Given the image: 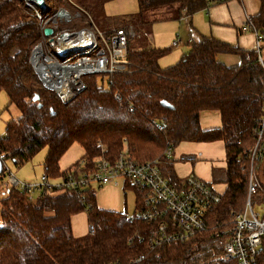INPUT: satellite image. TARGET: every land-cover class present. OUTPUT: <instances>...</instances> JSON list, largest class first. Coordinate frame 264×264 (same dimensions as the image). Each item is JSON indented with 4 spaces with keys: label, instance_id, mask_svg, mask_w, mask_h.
<instances>
[{
    "label": "trees",
    "instance_id": "16d2710c",
    "mask_svg": "<svg viewBox=\"0 0 264 264\" xmlns=\"http://www.w3.org/2000/svg\"><path fill=\"white\" fill-rule=\"evenodd\" d=\"M68 1L81 11L80 17L88 13L83 0ZM137 1L140 11L175 3L186 10V15L214 3ZM46 3L48 9L42 18L62 6L50 0ZM259 3V11L251 20L264 39V0ZM40 23L41 18L26 0H0V91L7 93L9 104L19 112L6 122L0 137V148L8 160L22 163L47 147L43 171L47 167L48 176L63 178L70 172L93 169L100 157L116 158L126 146L136 162L162 159L163 176L178 184L181 179L173 160L163 156L166 143L174 148L186 141L222 140L225 189L207 214L202 231L188 241L151 249L147 241L150 225L137 216L142 206L139 190L126 181L123 189L133 190L136 196L132 216L98 208L92 186L84 195L93 203L87 210L81 196L69 189L52 188L30 199L25 191L3 181L2 169L0 264H237L235 259L215 257L223 251L222 230L231 226L232 213L244 207L250 168L259 179L264 157L251 158L249 152L258 143L256 130L264 115V58L259 50H245L204 36L175 64L161 67L158 59L163 49L134 50L128 42L125 70L112 75L85 74L81 77L85 88L62 101L41 85L29 61L33 46L41 39ZM61 30L58 26L53 32L59 34ZM222 53L238 55L239 63H223L218 59ZM34 95L39 97L36 101L32 100ZM203 111L218 112L221 125L202 129L199 117ZM73 143L81 146L83 154L60 170L58 162ZM254 199L264 201L262 183ZM83 211L94 232L76 237L71 220ZM140 255L144 258L135 261Z\"/></svg>",
    "mask_w": 264,
    "mask_h": 264
},
{
    "label": "built area",
    "instance_id": "2783aa9c",
    "mask_svg": "<svg viewBox=\"0 0 264 264\" xmlns=\"http://www.w3.org/2000/svg\"><path fill=\"white\" fill-rule=\"evenodd\" d=\"M26 1L41 18V39L30 52V64L41 85L55 93L62 101L70 100L85 88L81 79L85 74L112 75L125 70L128 37L134 36L132 27L130 30L119 27L106 34L95 33L91 26L73 30L75 35L71 38L80 34L81 31L88 32V46L66 59H61L53 52L58 35L54 34L53 30L62 23L80 17L81 11L77 9L72 14L68 9L60 6L55 8L49 16L42 18L40 11L28 0ZM226 1L229 0H212L214 3ZM48 28L52 29L51 33L48 32ZM242 30L254 33L257 48L261 50L260 42L263 40V35L254 27L250 16L246 17ZM62 31L65 30L60 32ZM177 44L178 40L172 41L173 46ZM115 97L119 99L120 94L115 92ZM263 128L264 115L256 130L258 143L254 148L249 149L251 158L264 156ZM172 154L173 147L167 142L163 152L164 159L170 160ZM6 160V153L0 148V161L2 169L7 173L5 176L7 185L25 191L30 199H35V194L37 197L52 188L69 189L81 196L87 210L92 208L93 203L87 201L84 195L92 184L101 187L121 178L137 187L142 203L137 216L150 225L147 241L151 249L172 242L188 241L202 231L206 226L207 214L219 202L222 194L213 187L211 182L195 174L185 176L178 184L171 183L162 174V159L136 162L126 146L116 158L100 157L96 160L93 169L77 173L70 172L63 178L48 176L45 172L47 167H45L39 182L33 184L19 181L4 165ZM260 189V180L254 168L251 167L244 207L232 213L231 226L222 230L225 236L223 251L215 259L222 261L235 259L237 264H264V201L254 199ZM255 204H261L260 211L254 209ZM87 230L91 234L94 232L91 222H87ZM143 258L144 255H140L135 261ZM108 264L127 263L109 262Z\"/></svg>",
    "mask_w": 264,
    "mask_h": 264
},
{
    "label": "rangeland",
    "instance_id": "374dc122",
    "mask_svg": "<svg viewBox=\"0 0 264 264\" xmlns=\"http://www.w3.org/2000/svg\"><path fill=\"white\" fill-rule=\"evenodd\" d=\"M50 2H54L56 5H62L72 14L76 12V8L72 6L68 0H50ZM82 2L84 7L88 9L89 14L85 12L82 17H77L70 22L62 23L60 25L62 30L73 31L84 26H91L95 33L101 32L106 34L118 27H123L127 30H130V27H132L134 36L128 37L130 48L134 50L152 48L163 49L164 53L158 59V63L161 67L175 64L179 61L181 55L187 51V47L189 46L187 41L190 40L188 31L189 28L192 27L190 26V17L194 13L188 17V15H186V10L180 8L179 4L173 3L140 11L137 0H83ZM198 16L200 18V15H197V18ZM203 22L204 20L201 19V25ZM177 35L181 37V41L178 42L177 46H173L172 41L178 40ZM260 46L261 53H259L260 56L264 58V39L260 42ZM18 115L19 112L16 107L13 104H9L7 93L4 90L0 91V136L4 135L6 122L16 118ZM185 143L188 142H181L174 147L173 153L175 151L177 154L178 150H180ZM82 151L83 149L79 144H72L64 153L60 161V167L64 168L74 163L81 157L83 154ZM46 152L47 147L41 149L30 160L16 164L12 160L7 159L4 165L10 173L19 179V181L26 184L37 183L43 173V162ZM172 159L173 154L171 160ZM174 159L173 161L175 162L183 163L182 160L178 161V159ZM186 162L187 161H184L185 164H187ZM216 172L222 175V172L218 168ZM180 173L177 174L181 179L180 175H182V173ZM6 174V170H4L3 181H5ZM258 176L260 182L264 186V157L260 163ZM115 180L121 192L119 211L132 216L136 208L135 192L131 189H123V179L117 178ZM92 188L98 198L99 188L95 187L94 184H92ZM223 188V185H217V190L219 192H222ZM34 197H36V194ZM260 205L261 204H255L254 209L260 211ZM87 222L86 211L80 212L72 217L71 223L73 231L77 235L76 237H83L91 234L87 230Z\"/></svg>",
    "mask_w": 264,
    "mask_h": 264
},
{
    "label": "crops",
    "instance_id": "0c3cea01",
    "mask_svg": "<svg viewBox=\"0 0 264 264\" xmlns=\"http://www.w3.org/2000/svg\"><path fill=\"white\" fill-rule=\"evenodd\" d=\"M259 6V0H229L226 2L210 4L207 8L195 12L191 17L188 15V17H190V26L192 27H190L188 31L190 40L187 41L189 44L187 51L190 49V45L193 42L198 41L204 36H212L245 50H258L254 33L252 31H243L242 26L245 23L247 16L252 17L258 13ZM197 15H200V18L199 16L197 18ZM201 19L204 20L202 25ZM179 41H181V37L178 36V42ZM259 52L261 53V50H259ZM218 59L227 65H235L239 63V56L233 54L222 53L218 55ZM199 122L202 129L219 127L221 125L220 115L216 111L201 112ZM186 142L188 143H185L182 148L178 150L177 154L175 151L173 153L172 160H175L174 158H176L178 161H183V163L173 161L176 175L178 176L177 173L181 172L182 175H180V177L182 179V177L189 174H195L197 177L211 182L216 190L217 185H223L224 191L225 184L222 180L225 176V150L223 141ZM61 159L58 164L59 168L63 170L70 164L61 168ZM184 161H187V164H185ZM217 168L222 172V175L216 172ZM98 192V198L93 192L95 205L98 208L115 211L120 210L121 192L117 186L116 180L100 187ZM72 232L74 236H77L73 231V227Z\"/></svg>",
    "mask_w": 264,
    "mask_h": 264
},
{
    "label": "water",
    "instance_id": "95a60500",
    "mask_svg": "<svg viewBox=\"0 0 264 264\" xmlns=\"http://www.w3.org/2000/svg\"><path fill=\"white\" fill-rule=\"evenodd\" d=\"M28 2L36 9H38L41 14L48 9L46 0H28ZM48 32L51 33L52 29L48 28ZM74 35L75 32L67 31V30L62 31L57 35L56 45L53 48V52L56 56H58L61 59H66L71 55L80 52L83 48H86L88 46L87 41L89 39V34L87 31H81L80 34L76 35L74 38H71ZM38 98H39L38 95H34L32 100L36 101ZM161 103L164 106H168V104L165 101H162ZM38 105L40 106V104ZM1 170H2V163L0 161V172Z\"/></svg>",
    "mask_w": 264,
    "mask_h": 264
}]
</instances>
